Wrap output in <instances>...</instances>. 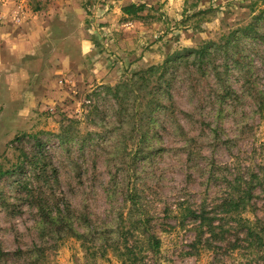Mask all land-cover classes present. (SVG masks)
<instances>
[{
	"label": "rangeland",
	"instance_id": "obj_1",
	"mask_svg": "<svg viewBox=\"0 0 264 264\" xmlns=\"http://www.w3.org/2000/svg\"><path fill=\"white\" fill-rule=\"evenodd\" d=\"M2 1L14 3L16 24L35 18L44 34L25 43L30 52L18 40L17 68L0 71V173L22 152L31 155L39 139L57 171L52 193L70 205L85 237L41 229L37 209L17 188L20 177H1L0 264H121L108 246L124 242L136 246L133 264H264L261 187L255 211L242 215L258 226L260 244L232 233L198 251L191 248L194 224L179 222L182 203L221 199L207 182L213 162L237 161L264 180V41L236 31L264 10V0ZM131 4L144 6L139 17L123 13ZM208 41L223 47L212 59L232 97L220 98L204 66L176 64L168 102L175 117L156 111L149 142H139L133 128L145 100L135 103L130 93L119 105L107 88ZM139 218L159 238L158 253L147 250L140 232L127 233ZM223 219L234 226V218Z\"/></svg>",
	"mask_w": 264,
	"mask_h": 264
},
{
	"label": "trees",
	"instance_id": "obj_2",
	"mask_svg": "<svg viewBox=\"0 0 264 264\" xmlns=\"http://www.w3.org/2000/svg\"><path fill=\"white\" fill-rule=\"evenodd\" d=\"M143 9V5L131 4L124 7L122 11L125 15L139 17L137 15ZM203 13L205 12L201 11L194 16ZM261 22L264 23V10L253 18V22L236 31L244 35L254 33L255 36L264 41V26ZM225 43L229 44L231 41L227 38ZM222 48L220 44L213 41L202 43L197 48H186L181 53L177 52L168 56L161 65L149 66L134 73L114 88H107L108 91L113 93L119 105L125 98L129 97L130 93L135 103L141 95L142 99L145 100V110L140 114L135 127L133 125V130L138 131L139 142H149L150 138L146 137V133L149 132L151 125H154V128L157 125V120L153 118L156 111L167 118L175 117L174 106L172 103L169 105L168 102L172 101L171 90L176 81L174 72L177 68L176 64L188 63L192 59L195 64H199L200 68L204 66V69L212 71L217 78V82L223 90V95L220 98L225 101L226 98L232 97L233 92L225 84L224 75L220 71L221 66L212 59L213 53H217ZM225 51L227 52L226 49ZM122 90L125 91L123 97L120 96ZM145 127L147 132L144 129ZM212 132L216 133L217 130L213 129ZM34 148L35 150L31 155L22 152L20 162L11 170L1 172L0 178L20 177V180L15 181L17 188L20 193L25 194L24 201L37 209L41 229L48 230L54 235L65 233L64 235L67 237L84 238V234L79 233L77 228L83 227L79 223L80 219L75 221L70 205L68 203L61 204L55 198V194L52 193L53 187L58 183L57 171L55 168L50 167L51 164H49L50 162L47 160L44 151V144L39 139H35ZM238 163L236 161L233 164L218 165L213 162L209 167L207 182L211 187L217 188V194L221 193L220 200L211 202L207 200L208 198H205L199 206L184 205L185 203L179 206V222H181V225L185 222L194 224L195 237L191 248L198 249V251L200 249H210L213 241L222 242L225 235L231 236L232 233L236 237L244 235L243 240L247 241L249 245L262 243L263 238L258 231V226L242 215L255 211L256 204L253 199L256 198L255 193L258 188L261 187V192L264 193V180L253 172L240 168L241 166ZM26 174L29 178H26ZM22 177L25 178L21 179ZM220 214L225 216L220 217ZM224 217L234 218V226L229 225L227 221L223 222ZM132 231L140 232L148 251L153 254L159 252L161 242L153 234L148 220L140 218L135 220L127 233L131 234ZM126 243L124 242L120 248L116 247L117 244L114 245L115 243L110 244L108 247L113 249L121 264H133L138 257L135 251L136 246Z\"/></svg>",
	"mask_w": 264,
	"mask_h": 264
},
{
	"label": "crops",
	"instance_id": "obj_3",
	"mask_svg": "<svg viewBox=\"0 0 264 264\" xmlns=\"http://www.w3.org/2000/svg\"><path fill=\"white\" fill-rule=\"evenodd\" d=\"M14 3L10 1L0 2V71L12 73L11 69H16L15 65L17 61L16 50L17 42L21 41L23 49L25 51H31L29 44L26 42H35L36 37L41 36L43 38L44 28L39 23V20L35 18L26 19V21L16 24L14 22L15 11ZM13 16V17H12ZM31 49V50H30ZM8 56V60L4 56ZM22 57H27L22 56Z\"/></svg>",
	"mask_w": 264,
	"mask_h": 264
}]
</instances>
